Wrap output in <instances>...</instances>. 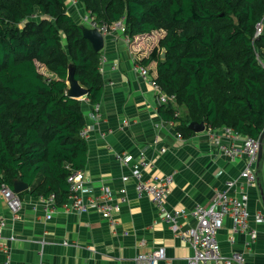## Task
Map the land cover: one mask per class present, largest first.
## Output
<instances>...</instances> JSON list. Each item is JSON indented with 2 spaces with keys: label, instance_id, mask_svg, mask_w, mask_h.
<instances>
[{
  "label": "trees",
  "instance_id": "obj_1",
  "mask_svg": "<svg viewBox=\"0 0 264 264\" xmlns=\"http://www.w3.org/2000/svg\"><path fill=\"white\" fill-rule=\"evenodd\" d=\"M79 1L99 25L124 17L130 37L165 31L140 63L157 61L156 82L176 96L160 111L184 138L194 133L192 120L264 133V67L256 57L257 48L264 55V34L254 41L264 0ZM101 56L66 0H0V188L22 176L29 188L20 197L68 201V177L85 170L89 145L82 100L67 94V78L72 70L91 103L100 102ZM180 106L185 114H176Z\"/></svg>",
  "mask_w": 264,
  "mask_h": 264
},
{
  "label": "crops",
  "instance_id": "obj_2",
  "mask_svg": "<svg viewBox=\"0 0 264 264\" xmlns=\"http://www.w3.org/2000/svg\"><path fill=\"white\" fill-rule=\"evenodd\" d=\"M66 2L71 15H81L85 10L83 3ZM164 34V30L133 37L121 31L105 34L101 69L104 89L98 118L92 116L94 103L87 95L80 97L88 128L84 172L90 182L89 192L97 194L102 186L113 190L121 200L114 223L94 210L77 212L64 204L51 207L46 197L27 192L21 197L22 206L16 216L0 190V216L5 221L0 228V243L8 245L7 251L0 250L1 263L10 258L11 264H138V254L162 246L166 257L158 264H187L193 256V247L176 236L150 196L137 192L135 179L122 180L131 168L118 155L131 154L135 161L144 152L151 162L143 169L144 178L171 174L168 206L188 211L198 204L211 203L217 190L227 188L230 180L240 179L246 161L232 160L218 151L216 138L225 144L241 143L222 130L206 128L179 138L175 124L163 117L155 89L136 64L150 54ZM42 65L48 71L45 74L53 76ZM146 66L157 73L156 60ZM72 87L69 74L67 89ZM180 110L184 114L187 111L185 106ZM162 147L167 150L162 152ZM253 166L257 168V181L245 185V189L249 194V226L257 229L258 236L248 243V234L233 231L232 219L226 216L217 239L224 255L241 252L244 264H264V222L256 220L258 212L264 214V148L260 162ZM123 186L126 193L121 195ZM47 214L52 217L47 218ZM180 222L185 229L196 226L198 220L189 215Z\"/></svg>",
  "mask_w": 264,
  "mask_h": 264
},
{
  "label": "built area",
  "instance_id": "obj_3",
  "mask_svg": "<svg viewBox=\"0 0 264 264\" xmlns=\"http://www.w3.org/2000/svg\"><path fill=\"white\" fill-rule=\"evenodd\" d=\"M74 4H81L79 0H73ZM81 23L87 27L98 28L103 34L110 32L121 31L125 33L126 25L125 18L113 22L111 25H99L94 16L88 11L84 10L81 15ZM264 34V17L257 23L254 34V41ZM260 48L256 49V57L259 63L264 67V55ZM104 57L101 56L100 67ZM116 68V65L113 66ZM136 69L150 81L157 94V100L162 105H168L171 102H176L175 95L167 94L162 86L156 82L155 77L157 73L151 72L150 68L140 62L136 64ZM100 103H94V110L92 116L98 118ZM176 114H180L177 112ZM125 124L128 120H124ZM206 128L212 131L222 130L227 136L240 140V144L236 143H221L216 138L217 149L232 160L244 159L246 165L241 171L240 179L230 180L227 188L224 190H217L214 200L209 204H198L191 211L186 209L171 208L168 206L167 199L171 192V185L173 183V176L168 175H153L151 178H144L143 169L149 167L151 162L147 160L144 152L141 153L140 158L134 161L131 154L120 153L118 157L126 165L130 166L131 173L124 174L122 180L128 181L131 177L135 179L136 190L140 195H148L155 204L158 214L170 224L171 229L176 236L184 242L189 243L193 249L194 254L188 259L187 264H244L245 257L241 252H235L231 255H224L221 252L217 234L224 225L226 216L232 219V228L235 232H246L249 236L250 243L254 241L257 236V229L249 226V194L245 189V185H252L257 181L256 169L253 164H257L260 155L261 141L260 138H254L250 135H244L231 127L223 126L221 128H212L206 125ZM82 135L88 137V128L85 126L82 130ZM103 135V134H102ZM179 138H184L182 133L178 131ZM155 143H158L156 138ZM264 148V142H263ZM166 147H162L161 151L165 152ZM240 180V181H239ZM245 180V181H243ZM71 193L68 201L64 203L65 207L77 211L86 212L89 210L97 211L103 218L110 223H114V216L121 211V200L116 197V194L108 186H102L97 194L89 192L90 182L86 179L84 170L74 171L69 177ZM236 187L235 191H232ZM3 196L7 200L10 210L18 216V212L22 206V200L18 193L13 188L6 184H2L0 188ZM121 195L126 193V187L120 188ZM48 205L53 207L55 205V194H51L46 198ZM193 216L198 220L196 226L183 229L181 220L187 216ZM51 214H47V218H51ZM256 220L259 223L264 222V214L258 212ZM5 225V221L0 216V228ZM233 241V236H231ZM1 241V240H0ZM8 245L0 243V250H8ZM166 257V248L158 247L148 252L140 253L136 259L138 264H158L161 259ZM0 264H11V259H6Z\"/></svg>",
  "mask_w": 264,
  "mask_h": 264
},
{
  "label": "water",
  "instance_id": "obj_4",
  "mask_svg": "<svg viewBox=\"0 0 264 264\" xmlns=\"http://www.w3.org/2000/svg\"><path fill=\"white\" fill-rule=\"evenodd\" d=\"M81 26L83 28L84 36L91 40L94 48L97 51H101L105 45V34H103L98 28L87 27L85 25H81ZM165 56H166V51L163 50L161 53V57L165 58ZM69 74H70V79L73 83V87L71 89H67V94L70 96H73V97H78V98H80L84 95H87L89 90L87 88L81 87L79 85L80 82L73 77V71L72 70H70ZM206 125L207 124L204 121L198 122V121L192 120L188 123V127L191 130L196 131V132L205 130ZM260 141L262 144H261L260 155H259V160H258L259 162L262 158V153H263L264 133L261 135ZM28 187H29L28 183H26L23 180L22 176H18V178H16L14 180V188L13 189L16 193L19 194V193L27 190Z\"/></svg>",
  "mask_w": 264,
  "mask_h": 264
},
{
  "label": "rangeland",
  "instance_id": "obj_5",
  "mask_svg": "<svg viewBox=\"0 0 264 264\" xmlns=\"http://www.w3.org/2000/svg\"><path fill=\"white\" fill-rule=\"evenodd\" d=\"M75 19H76V21L78 22V23H80L81 25H83V23H81V18H80V15H72ZM37 64H38V66H39V69H40V71H42V72H46V73H48V71L45 69V67L41 64V63H38L37 62ZM179 112L181 113V114H184V112H182V110H179Z\"/></svg>",
  "mask_w": 264,
  "mask_h": 264
}]
</instances>
